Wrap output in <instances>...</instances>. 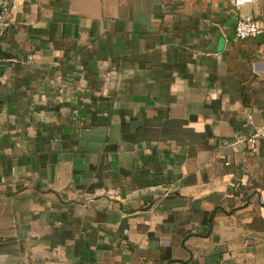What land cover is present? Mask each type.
<instances>
[{
    "label": "crops",
    "instance_id": "crops-1",
    "mask_svg": "<svg viewBox=\"0 0 264 264\" xmlns=\"http://www.w3.org/2000/svg\"><path fill=\"white\" fill-rule=\"evenodd\" d=\"M245 1L0 0V264H264Z\"/></svg>",
    "mask_w": 264,
    "mask_h": 264
},
{
    "label": "built area",
    "instance_id": "built-area-1",
    "mask_svg": "<svg viewBox=\"0 0 264 264\" xmlns=\"http://www.w3.org/2000/svg\"><path fill=\"white\" fill-rule=\"evenodd\" d=\"M236 5L242 6L245 0H232ZM11 22V7L9 3L4 4L0 9V40H2ZM235 37L239 40L257 39L264 36V23L252 16L241 17L235 25ZM264 142V122L248 137L240 138L230 143L229 147H236L246 144L250 149L256 150Z\"/></svg>",
    "mask_w": 264,
    "mask_h": 264
},
{
    "label": "trees",
    "instance_id": "trees-1",
    "mask_svg": "<svg viewBox=\"0 0 264 264\" xmlns=\"http://www.w3.org/2000/svg\"><path fill=\"white\" fill-rule=\"evenodd\" d=\"M219 212H220V209H219V208L215 209V210L212 212V214H211V219H212L213 217H215Z\"/></svg>",
    "mask_w": 264,
    "mask_h": 264
},
{
    "label": "rangeland",
    "instance_id": "rangeland-1",
    "mask_svg": "<svg viewBox=\"0 0 264 264\" xmlns=\"http://www.w3.org/2000/svg\"><path fill=\"white\" fill-rule=\"evenodd\" d=\"M74 120H76V116L74 117Z\"/></svg>",
    "mask_w": 264,
    "mask_h": 264
}]
</instances>
